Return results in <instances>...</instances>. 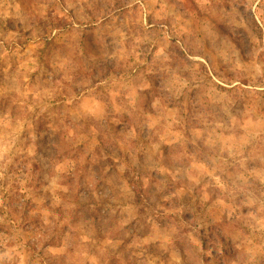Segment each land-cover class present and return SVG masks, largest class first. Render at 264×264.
Segmentation results:
<instances>
[{
	"label": "rangeland",
	"instance_id": "obj_1",
	"mask_svg": "<svg viewBox=\"0 0 264 264\" xmlns=\"http://www.w3.org/2000/svg\"><path fill=\"white\" fill-rule=\"evenodd\" d=\"M0 264H264V0H0Z\"/></svg>",
	"mask_w": 264,
	"mask_h": 264
}]
</instances>
